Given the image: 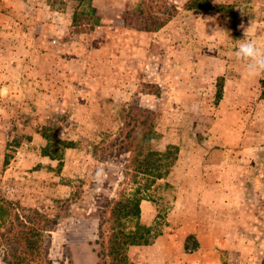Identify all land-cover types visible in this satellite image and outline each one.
I'll use <instances>...</instances> for the list:
<instances>
[{"label": "rangeland", "instance_id": "rangeland-1", "mask_svg": "<svg viewBox=\"0 0 264 264\" xmlns=\"http://www.w3.org/2000/svg\"><path fill=\"white\" fill-rule=\"evenodd\" d=\"M206 3L0 0V264L33 223L42 264H119L124 196L126 264H264V0Z\"/></svg>", "mask_w": 264, "mask_h": 264}, {"label": "trees", "instance_id": "trees-1", "mask_svg": "<svg viewBox=\"0 0 264 264\" xmlns=\"http://www.w3.org/2000/svg\"><path fill=\"white\" fill-rule=\"evenodd\" d=\"M207 1L209 0H191L193 4H189L188 9L209 7L206 3ZM212 6L213 5H210V7ZM90 7L93 12L97 13V8L92 3H90ZM145 13L146 10L139 4L137 16L144 15ZM99 18L98 16L97 22ZM74 22H78V15L76 13ZM141 209V199L138 196H124V198L114 202V206L111 210L112 223L110 230L112 234L109 238V255L114 256L119 264L127 263L125 247L129 244L140 243V236L137 232H127L125 229L128 218L138 219L141 217ZM13 241L16 247L11 258L7 260V264H42V259H48L45 253L43 254L46 241L42 227L33 223L19 230L15 234ZM46 261L49 262V260Z\"/></svg>", "mask_w": 264, "mask_h": 264}, {"label": "clouds", "instance_id": "clouds-1", "mask_svg": "<svg viewBox=\"0 0 264 264\" xmlns=\"http://www.w3.org/2000/svg\"><path fill=\"white\" fill-rule=\"evenodd\" d=\"M248 29L244 33V39L235 52L237 59L245 64V70L250 77L264 74V49L259 47L254 40L247 38Z\"/></svg>", "mask_w": 264, "mask_h": 264}, {"label": "crops", "instance_id": "crops-1", "mask_svg": "<svg viewBox=\"0 0 264 264\" xmlns=\"http://www.w3.org/2000/svg\"><path fill=\"white\" fill-rule=\"evenodd\" d=\"M4 88H6V87H4Z\"/></svg>", "mask_w": 264, "mask_h": 264}]
</instances>
